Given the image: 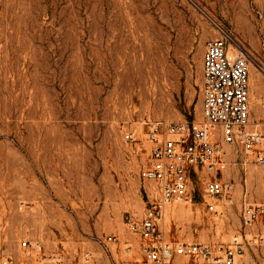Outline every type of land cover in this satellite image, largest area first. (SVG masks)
<instances>
[{"label": "rangeland", "instance_id": "374dc122", "mask_svg": "<svg viewBox=\"0 0 264 264\" xmlns=\"http://www.w3.org/2000/svg\"><path fill=\"white\" fill-rule=\"evenodd\" d=\"M216 25L249 58L263 96L260 117L251 95V121L264 126V0H0V264L124 256L136 242L126 215L157 195L141 178L148 144L125 135L144 121L202 118L203 49L221 38ZM226 160L218 179L235 184L232 203L214 217L208 173L193 171L192 204L164 217L172 240L244 233L243 196L264 203L262 173L237 145ZM110 235L119 244L107 254ZM239 264H264V246Z\"/></svg>", "mask_w": 264, "mask_h": 264}, {"label": "built area", "instance_id": "2783aa9c", "mask_svg": "<svg viewBox=\"0 0 264 264\" xmlns=\"http://www.w3.org/2000/svg\"><path fill=\"white\" fill-rule=\"evenodd\" d=\"M216 26L221 38L209 40L203 55L202 118L144 121L142 130L125 135L131 142L143 137L148 144L141 178L156 185L157 195L146 201L142 217L126 215L136 242L124 243L123 252L132 255L139 244L141 259L120 263L113 258L112 264H239L250 247L264 246V203L248 201V193L241 207L244 233L234 235L228 243L176 241L162 228L169 207L192 204L191 174L200 169L208 173L204 186L207 207L214 217L223 216L222 200L232 203L235 190L233 182L218 179L227 167L228 145L242 149L244 165L255 159L264 185V126L251 121L250 61L231 36ZM114 244H119L115 235L102 242L107 254H112ZM23 246L31 244L24 242ZM83 258L90 263L93 253L87 251Z\"/></svg>", "mask_w": 264, "mask_h": 264}, {"label": "crops", "instance_id": "0c3cea01", "mask_svg": "<svg viewBox=\"0 0 264 264\" xmlns=\"http://www.w3.org/2000/svg\"><path fill=\"white\" fill-rule=\"evenodd\" d=\"M203 51L205 52L204 49H203ZM251 95H252V106L254 108V111L256 113H258V115L261 117L262 113L259 112V106H260L259 103H261V98L263 96H262L261 89L258 86L257 79L253 80ZM260 171H261V169H260ZM245 193H248V195H249L248 191H245ZM243 198H244V196H243ZM143 212H144V210H143ZM142 215H143V213L139 216H136V217H142ZM132 236L133 237L130 240L135 239L133 234H132ZM140 259H141V249H140L139 244H137L135 247V252L132 255H127L124 253V256L122 258H118L117 260L120 263H124V262H135V263H137Z\"/></svg>", "mask_w": 264, "mask_h": 264}, {"label": "bare ground", "instance_id": "6f19581e", "mask_svg": "<svg viewBox=\"0 0 264 264\" xmlns=\"http://www.w3.org/2000/svg\"><path fill=\"white\" fill-rule=\"evenodd\" d=\"M171 207H172V206H171ZM171 207H169L168 210H169ZM168 210H167V212H168ZM167 212L165 213V215L167 214ZM164 217H165V216H164ZM164 225H165V219H163V221H162V227H164Z\"/></svg>", "mask_w": 264, "mask_h": 264}]
</instances>
